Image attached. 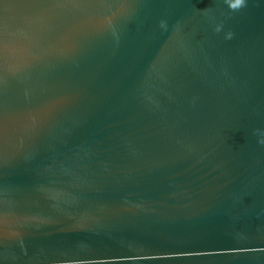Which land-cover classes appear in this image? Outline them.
<instances>
[{"label":"water","instance_id":"95a60500","mask_svg":"<svg viewBox=\"0 0 264 264\" xmlns=\"http://www.w3.org/2000/svg\"><path fill=\"white\" fill-rule=\"evenodd\" d=\"M0 0V264H264V0Z\"/></svg>","mask_w":264,"mask_h":264},{"label":"snow or ice","instance_id":"6c2138e0","mask_svg":"<svg viewBox=\"0 0 264 264\" xmlns=\"http://www.w3.org/2000/svg\"><path fill=\"white\" fill-rule=\"evenodd\" d=\"M240 0H237V5L239 4ZM237 5H234V6H237Z\"/></svg>","mask_w":264,"mask_h":264}]
</instances>
